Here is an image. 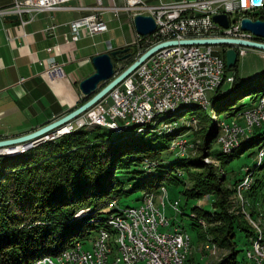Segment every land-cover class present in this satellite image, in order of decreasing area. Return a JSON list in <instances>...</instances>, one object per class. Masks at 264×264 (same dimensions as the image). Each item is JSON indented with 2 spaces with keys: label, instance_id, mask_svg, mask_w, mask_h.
<instances>
[{
  "label": "trees",
  "instance_id": "obj_1",
  "mask_svg": "<svg viewBox=\"0 0 264 264\" xmlns=\"http://www.w3.org/2000/svg\"><path fill=\"white\" fill-rule=\"evenodd\" d=\"M253 16L264 18V11L260 10ZM135 50L132 48V55L127 59H114L117 66L122 62L120 71L136 59ZM238 60L232 68L225 66L227 73L234 70L231 73L233 80L229 88L223 91L221 85L210 96V110L218 115L219 112L231 110L226 116L228 119L264 96L262 85L252 91L255 94L249 105L245 103L238 108L231 107L234 99L245 95L242 91L246 87L264 81L262 73L241 83L237 72ZM89 98L90 96H82L78 106ZM196 108L207 113L200 106L194 105L175 114L182 116L186 111L194 110L192 114L196 116ZM164 116L166 117L158 118L155 126H133L121 132L101 126L80 128L58 137L59 139L32 146L23 154L12 157L0 155V264H33L40 258L60 256L82 240H90L88 237L93 232H96L97 236L102 230L109 228L107 216L113 212L108 211L112 202H118L121 197H127L137 191L144 194L139 199V202H142L147 194H160L161 187H167L168 184L178 187L184 179L183 169L191 179V187L182 192L185 199L198 200L210 195L215 196V201L211 212H205L197 206L191 208L197 219L190 218L189 213L186 215L183 209L186 206L181 204L183 214L180 216H188L192 220L191 226L197 229L198 241L210 240L212 244L227 251L215 264H241L237 261L240 251L235 241L236 232L245 236V249L254 232L243 220L242 214L227 212L230 205L227 197L232 195L234 190L225 188L224 167L250 146L264 141V131L254 130L263 126L254 127L249 136L230 154H223L221 150L214 151L217 166L203 164L198 159L183 158L173 163L170 169L162 174L138 181L130 191H125V182L121 180L119 171L127 170L135 164L143 166L146 159L156 162L155 169L159 168L162 151L166 145L154 144L153 141L159 137L172 139L175 134L179 135L183 131V126H178L172 133H166L168 131L163 129L162 121L171 115L168 113ZM158 129H161V132H158ZM203 132V145L206 150L204 157H209L212 146L217 141L218 128L210 123ZM263 148L264 142L259 146L257 156ZM150 165L149 162L146 166ZM178 169L183 173L178 175ZM247 172L252 173L254 177L247 197L257 204L263 203L264 154L261 163L247 169ZM86 209H90L87 216L77 217L80 211ZM199 219L204 220L205 227L199 223ZM177 222L179 221L173 220L172 224H177L185 231Z\"/></svg>",
  "mask_w": 264,
  "mask_h": 264
},
{
  "label": "built area",
  "instance_id": "obj_2",
  "mask_svg": "<svg viewBox=\"0 0 264 264\" xmlns=\"http://www.w3.org/2000/svg\"><path fill=\"white\" fill-rule=\"evenodd\" d=\"M70 1L73 0H13L10 6L0 9V17L16 15L23 26L41 11L51 13L69 9L87 11L86 15L67 22L68 39L75 42L83 37H94L107 32V21L102 15L109 10H113L116 14L121 10H127L132 23L137 14L150 15L155 21L156 29L145 36L135 32V41H133L137 45L135 58L151 46L169 40L227 37L261 41V38L241 28V18L249 16L255 19L256 17L250 12L264 8V0H259L258 3L255 0H180L158 1L155 4H149L145 0H122L123 5L114 4L111 7L104 5L103 0H95V6L68 5ZM219 13L227 15L228 27L225 28L212 19L214 14ZM232 15H235L234 18ZM51 18L53 19V16ZM57 26L58 24L51 23L46 30L55 33ZM217 46L221 48L218 49ZM228 47L230 45L179 42L166 45L149 55L125 79L83 113L42 137L57 134L63 127L76 126L84 120H104L116 127L129 119L144 117L149 111L181 104L184 101L201 100L209 103V93L216 91L223 83H230L233 80V76L225 71V50ZM233 47L237 51L238 59L247 53L248 48H251L240 45ZM47 50L51 48L48 47ZM40 64H44V61H40ZM62 67L63 63L56 61L54 56L49 57L45 62V72L51 78L63 75ZM239 115L244 118V124L233 119L221 122L222 132L217 139L220 147H224L228 142L237 141L254 127L264 126V102L247 107L246 114ZM179 142H187V140ZM24 146L25 144H21L12 149L1 150L0 155L22 154ZM257 158H262V154ZM248 182L249 180L246 179L245 183L239 185L245 189ZM144 201H151V209H144L142 202L138 210L147 211L153 221L160 223L155 216V208H162L163 212V205H157V195L146 197ZM171 202L173 213L180 214L182 210L180 200L175 199ZM114 217L117 227L118 222H124L123 218ZM165 219L171 222V218L166 214ZM134 222H137V219H131L133 235H138V229H134ZM174 228H177V225H174ZM149 232L150 236H155V245H149L147 256H140L139 248L140 262L158 264V259H165L166 264H179L181 250L188 248L185 233L180 240H168L165 231ZM139 240L148 241L143 239V236H139ZM87 243L90 247L84 249ZM100 245H108V253H100ZM244 258L250 264H264V259L249 260L247 253H244ZM44 264H118V257L111 246L110 238L94 237L76 245V250H68L62 256V261ZM128 264H131L129 255Z\"/></svg>",
  "mask_w": 264,
  "mask_h": 264
},
{
  "label": "rangeland",
  "instance_id": "obj_3",
  "mask_svg": "<svg viewBox=\"0 0 264 264\" xmlns=\"http://www.w3.org/2000/svg\"><path fill=\"white\" fill-rule=\"evenodd\" d=\"M94 3L95 0H81L77 4L95 6L96 4ZM103 4L111 7L114 6V4H116L117 6H121L123 5V2L122 0H103ZM256 12L257 11L253 10L250 12V14L253 16ZM129 15L130 13L127 10H121L117 14L113 10L105 12L102 16L107 21L108 31L105 33L97 34L94 37L86 38L85 40L79 42L81 44L80 46L83 45V51L81 50L82 53L79 56L91 55L92 53L96 52V49L101 50L103 48L107 49V51L114 49V47H130V51H132V48L135 50L137 45L133 43V41H135L136 33ZM234 16L235 15H232V18H234ZM93 43L97 46H92ZM217 48L220 49L221 46H217ZM119 65H122V62H119ZM87 69H93L91 61L81 67H77L76 73L77 75H80ZM118 70H120V68ZM232 72H234V70H230L229 74H231ZM237 72L241 83L247 82L250 79L264 73V50H257L256 52H254V50L248 48L247 53L244 56L239 57ZM230 84L231 83L229 82L223 83L222 90L225 91L226 89H228ZM262 85H264V81L246 87L242 91L245 95L241 96V98L239 99H234V102L232 103L231 107L238 108L241 104L245 103L249 105L252 102V96L255 94V92L252 91L259 89ZM209 95L211 96L212 92L209 93ZM262 101L264 102V96L257 99V101L253 105H259L262 103ZM210 107L211 105H208L207 107H201L207 112L206 114L201 109L196 108V116L192 114L194 110H188L182 116H178L177 114L174 115V113H176L177 111L185 109V105L178 107V110L176 112L170 113L171 116L162 121L163 127H165L164 130L168 131L166 133H172L178 126H183V131H181L179 135L175 134L172 139H168L167 137H159L153 141L154 144L166 145V147L162 151V157L160 160L159 168L155 169L157 165L156 162L146 159L144 160L143 166L141 164H135L127 170L119 171V176L121 177V180H124L125 182V191H130L138 181L144 180L146 178L156 177L157 175L162 174L166 170L170 169L173 163L183 158L185 159L188 157L190 159H198L203 164H213L217 166V161H215L213 155L214 151L221 150L223 154H230V152L238 148L242 140L249 136L250 132L244 134L237 142L228 143L226 148L220 147L218 142L216 141V143H214V145L212 146L213 150L211 151V156L204 157L206 150H204L203 145V131L205 130L206 126H208L210 123L214 124V127L216 126L218 128V133L220 134V132H222L221 122L233 119L238 123L244 124V118H242L239 114H246V109H244L242 112H240L233 118L228 119L226 118V116L231 110L219 112L218 115L215 113V111L210 110ZM157 117L165 118L166 116L160 115ZM203 119H205V121H203ZM254 130L262 132L264 131V126L263 128H254ZM155 133L160 134L158 132ZM180 140H187V142H179ZM263 142L264 141H262L258 145L250 146L247 150L243 152V154H241L239 157L234 158L228 165L224 167V172L226 173V182H224V185L225 188L234 190V193L227 197L228 203L230 204L228 205L227 212L236 215L242 214L243 220L251 226L254 232V236L259 234L258 237L260 238L262 235L261 238L264 239V202L257 204L256 202L247 197V192L250 190L254 182V177H252V173H248L247 169L252 168L255 164L259 165V162L262 160L261 158H257V150L259 146L263 145ZM259 152L258 155L264 154V148ZM149 162L151 165L148 167L146 165ZM143 168L148 171L144 170ZM190 170H193V168H190ZM219 170H221V168ZM183 172L184 179L181 185L175 187L168 184L167 187H161V193L158 194V205H163V209H166V207L169 206L172 210L171 201L179 199L180 205L182 204L181 206H186L183 207L185 214L188 215L189 213L190 218L193 219H197L195 213L190 210L194 206L203 209L205 212L213 211L212 204L215 201V196L206 195L198 200L189 201L185 199V197L182 195V192L185 189H189L191 187V179L188 178L185 169H183ZM183 172H181L180 169L176 171L178 175ZM249 175L251 183L247 189H243V187H241L239 184L243 183ZM236 181H238V183L234 186V183ZM147 195L153 196L154 194ZM141 196H144V194L142 195V191L133 192L128 194L127 197H121L118 200V203L121 208L135 207L141 203V201L139 202ZM84 211H87V209L80 211L77 214V217H84L81 216V213ZM108 211H110V209H108ZM163 213L164 215L166 214L165 210H163ZM173 220L179 221L177 222L178 225L181 226L187 232L191 239V248L189 250L190 255L188 257L189 261H186V264H215L217 261H220L224 257V255L227 254V251L220 249L215 244H212L211 242H209L210 240H204L203 242L198 241L197 229L191 226L192 220H190L188 216L181 217L180 215L174 213ZM199 223L205 227V222L203 219H199ZM177 228H174V226L172 227V229ZM95 234L96 232H93L88 238L93 239L95 237ZM254 236L253 238L255 239ZM253 238L252 240L250 239L249 245L245 249V244L247 243L245 236L241 232H236L235 241L237 244V249L240 251L237 255V261L241 264H250L247 260L245 261L244 253H246V251L250 247V244L254 243H251V241H253ZM83 241L89 240H82V242ZM214 246L215 248H217V252L215 255H212L210 253V248H214ZM89 247L90 244L87 243L84 246V249H87ZM244 249L245 251L243 252Z\"/></svg>",
  "mask_w": 264,
  "mask_h": 264
},
{
  "label": "crops",
  "instance_id": "obj_4",
  "mask_svg": "<svg viewBox=\"0 0 264 264\" xmlns=\"http://www.w3.org/2000/svg\"><path fill=\"white\" fill-rule=\"evenodd\" d=\"M12 1L0 0V9L10 6ZM80 1L67 4L77 6ZM145 1L155 4L180 0ZM87 13L70 9L53 13L41 11L23 26L17 17H0V138L32 132L78 106L82 99L78 82L93 69L77 75V67L87 64L93 55L107 51L105 48L96 49L91 55L79 56L83 49L79 42L89 37L75 42L68 39L67 22ZM51 23L58 24L55 33L46 30ZM92 46L97 45L93 43ZM48 47L51 50H47ZM52 56L63 63L60 77L51 78L45 72V62ZM165 213L172 222L174 213L169 206Z\"/></svg>",
  "mask_w": 264,
  "mask_h": 264
},
{
  "label": "bare ground",
  "instance_id": "obj_5",
  "mask_svg": "<svg viewBox=\"0 0 264 264\" xmlns=\"http://www.w3.org/2000/svg\"><path fill=\"white\" fill-rule=\"evenodd\" d=\"M260 50V49H257ZM263 102V101H262ZM194 106L198 105L200 107H207L210 105V100L209 103H206L201 100H190V101H184L181 104H173L170 105L169 107H164V108H159L157 110H152L149 111L144 117L141 118H132L127 120L124 124L119 125V126H112L108 122L104 120H84L80 121L79 125L76 126H66L63 127V129L57 133L53 134L50 136L46 137H40L31 142L29 145H25L23 147V152L26 151L28 148L35 146L39 143L49 141V140H55L56 138L63 136L67 133H70L72 131H75L80 128H90L93 126H101L105 127L111 130H114L116 132H121L123 130H127L130 127L133 126H147V125H156V121L160 115H166L171 112H176L178 110V107L180 106ZM175 114V113H174ZM157 117V118H156ZM159 121V120H158ZM158 125V124H157ZM163 127V126H162ZM165 128V127H164ZM163 128V129H164ZM142 131V130H141ZM158 132H161V129H158ZM251 133V131H249ZM239 137L237 141L240 139ZM59 139V138H58ZM237 141H232V142H237ZM230 143V142H228ZM228 143L223 147L226 148ZM21 144H17L15 146H5L1 147V150L5 149H12L16 146H20ZM36 147V146H35ZM31 149V148H30ZM22 152V154H23ZM18 154H5L3 156H16ZM261 155V154H260ZM263 157V154H262ZM262 159V158H261ZM262 161V160H261ZM259 162V164L261 163ZM247 180H249L248 184L245 186V189H247L250 185V175L247 177ZM246 181V180H245ZM245 181L243 183H245ZM242 189V188H241ZM157 195V205H158V194ZM146 197H153L146 195L144 199L142 200L143 202V208L144 209H151V201H144ZM163 197V196H162ZM174 201V200H173ZM142 202L135 206V207H124L121 208L119 203L117 202H112L111 205L109 206V209L113 212L108 216L107 220V225L108 229L102 230L98 235L95 237H105V238H110L111 239V246L117 253L118 257V264H128V255L130 257V263L131 264H144V262H140V257H139V248H140V256H147V251H149V245H155V236H150L149 231H165V236L167 237L168 240H180L182 239L184 233L187 236L188 239V248L187 249H182L181 250V260L179 264H186V261L190 255L189 250L191 248V239L190 236L187 234L185 231H181L179 228L177 229H172L174 226L172 222L169 220L165 219V215L162 212V209L155 208V216H157V220H160V223H156L151 219L147 211L143 210H138V206L142 205ZM172 205V204H171ZM164 208V206H163ZM165 210V209H163ZM90 212V209L87 211H84L81 213V216H87ZM178 215H182L183 212L180 210V214L176 213ZM118 216L120 218H123L124 222H118V227L115 224V217ZM131 219H137V222H134V229H138V235L143 236V239H148L147 240H139L138 235H133V225L131 223ZM178 227V226H177ZM259 234L255 235V239L253 238L254 242L253 244H250V247L246 251L248 254L249 260H257V259H264V239L258 237ZM82 242L77 243L76 245H80ZM212 246V245H211ZM210 248V247H209ZM217 248H210V253L212 255H215ZM70 250H76V246L73 249ZM68 250L63 252L60 256L58 257H44L40 258V260H36L33 264H44L48 262H60L62 261V256L66 254ZM100 253H108V245H100ZM158 264H166L165 259H158ZM252 264H259V263H252Z\"/></svg>",
  "mask_w": 264,
  "mask_h": 264
},
{
  "label": "water",
  "instance_id": "obj_6",
  "mask_svg": "<svg viewBox=\"0 0 264 264\" xmlns=\"http://www.w3.org/2000/svg\"><path fill=\"white\" fill-rule=\"evenodd\" d=\"M256 3L259 0H255ZM7 17L16 18V15H9ZM212 19L223 27H228V18L225 13L214 14ZM133 26L135 32L140 36L151 34L156 29V24L152 16L137 14L133 19ZM241 28L243 30L250 31L253 35L261 38L262 41H252L235 38H196L185 39L180 41L169 40L157 43L141 55H139L130 65L123 70H117L118 66L115 65L114 59L123 60L132 55L130 47L114 48L110 51L97 53L91 57L93 65V72L81 79L78 82V90L82 96H90L84 103L75 107L62 117L23 135L10 138L0 139V148L5 146H15L17 144L29 145L32 140L40 138L47 133L54 132L56 128L65 124L66 122L77 117L83 113L86 109L91 107L100 98L105 96L113 87L119 84L125 79L141 62H143L154 51L170 44H176L177 42L182 44H220L230 45L225 50V62L227 68H232L237 62V51L235 45L251 47L254 49L264 50V18L256 17L252 19L249 16L241 18ZM120 71V72H119Z\"/></svg>",
  "mask_w": 264,
  "mask_h": 264
}]
</instances>
